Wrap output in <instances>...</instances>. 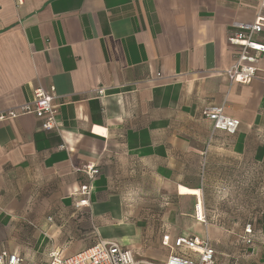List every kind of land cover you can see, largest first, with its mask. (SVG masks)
Returning <instances> with one entry per match:
<instances>
[{"label": "crops", "instance_id": "0c3cea01", "mask_svg": "<svg viewBox=\"0 0 264 264\" xmlns=\"http://www.w3.org/2000/svg\"><path fill=\"white\" fill-rule=\"evenodd\" d=\"M258 18L264 0H0V113L54 89L61 127L0 122V255L50 264L107 240L165 261L169 234L207 239L219 264H264V55L251 84L223 76L236 25ZM222 105L233 135L204 115ZM248 225L260 246L219 252Z\"/></svg>", "mask_w": 264, "mask_h": 264}, {"label": "built area", "instance_id": "2783aa9c", "mask_svg": "<svg viewBox=\"0 0 264 264\" xmlns=\"http://www.w3.org/2000/svg\"><path fill=\"white\" fill-rule=\"evenodd\" d=\"M238 32L229 38L233 46L238 47V53L234 64L223 76L232 83L249 85L256 79L258 64L261 56L264 55V45L255 40V36L264 30V19L258 18L254 24L236 25ZM160 76V75H159ZM54 89L46 91L38 88L34 91L33 101L27 103L17 110H10L0 113V122L15 119L22 115H33L41 124L44 131L61 130L58 121L60 105L55 103L56 95ZM99 90V94H103ZM204 115L214 124L216 130H222L228 134H235L240 121L228 117L224 113V106H213L204 111ZM83 172L88 176L90 183L80 189V195L84 197L79 202L86 205L92 194V183L100 174L99 168L95 164H87L83 167ZM196 219L205 222V217L201 203L195 207ZM246 236L244 242L252 243L253 228L248 225L245 229ZM162 245L169 250V255L163 264H217L216 252L212 248L210 241L192 236H179L172 240L169 234L162 238ZM23 259L18 255H0V264H23ZM50 264H156L136 258L131 249L126 248L117 241L100 240L89 248L70 257H63L60 252L50 254Z\"/></svg>", "mask_w": 264, "mask_h": 264}, {"label": "rangeland", "instance_id": "374dc122", "mask_svg": "<svg viewBox=\"0 0 264 264\" xmlns=\"http://www.w3.org/2000/svg\"><path fill=\"white\" fill-rule=\"evenodd\" d=\"M250 211V214L252 215V218H254V214L256 211ZM257 214H259V212L257 211ZM254 245H259V242H252L251 244H248L247 242H244L243 239H241L238 242H233V243H218V247H219V252L221 253H231V252H238V251H242L245 252L247 250H252L254 248ZM263 245V244H262ZM126 248H128L127 246H125ZM130 249V248H128ZM132 250V249H131ZM241 252V253H242ZM218 261L217 264H219L220 262H224L225 256L218 254ZM147 260H150L148 262H153L156 264H163L164 261H162L160 258H150L149 256L145 257ZM255 264V263H254Z\"/></svg>", "mask_w": 264, "mask_h": 264}, {"label": "clouds", "instance_id": "9594fccd", "mask_svg": "<svg viewBox=\"0 0 264 264\" xmlns=\"http://www.w3.org/2000/svg\"><path fill=\"white\" fill-rule=\"evenodd\" d=\"M216 193L218 198H226L231 195V187L223 181H218L216 185Z\"/></svg>", "mask_w": 264, "mask_h": 264}]
</instances>
